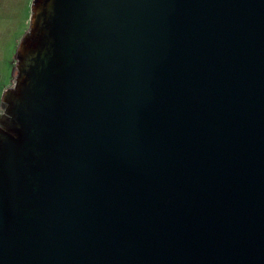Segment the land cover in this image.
<instances>
[{
	"label": "water",
	"instance_id": "water-1",
	"mask_svg": "<svg viewBox=\"0 0 264 264\" xmlns=\"http://www.w3.org/2000/svg\"><path fill=\"white\" fill-rule=\"evenodd\" d=\"M0 106V264H264V0H33Z\"/></svg>",
	"mask_w": 264,
	"mask_h": 264
},
{
	"label": "rangeland",
	"instance_id": "rangeland-1",
	"mask_svg": "<svg viewBox=\"0 0 264 264\" xmlns=\"http://www.w3.org/2000/svg\"><path fill=\"white\" fill-rule=\"evenodd\" d=\"M33 0H0V106L13 84L17 50L29 29Z\"/></svg>",
	"mask_w": 264,
	"mask_h": 264
}]
</instances>
